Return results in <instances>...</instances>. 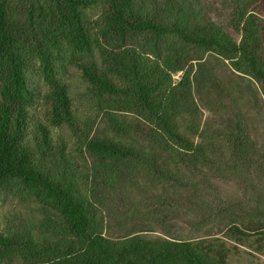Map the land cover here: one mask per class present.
<instances>
[{"label": "trees", "instance_id": "16d2710c", "mask_svg": "<svg viewBox=\"0 0 264 264\" xmlns=\"http://www.w3.org/2000/svg\"><path fill=\"white\" fill-rule=\"evenodd\" d=\"M227 1L224 25L202 0H0V203L41 211L30 223L0 211V264H230L228 240L264 249V156L241 118L202 129L194 94L195 69L209 81L215 55L264 100V0ZM72 69L90 112L72 98ZM101 120L113 136L96 133ZM190 169L228 172L245 189L243 199L198 206L201 223L225 225L226 240L106 236L105 205L138 173L198 194L199 182L181 176Z\"/></svg>", "mask_w": 264, "mask_h": 264}, {"label": "rangeland", "instance_id": "374dc122", "mask_svg": "<svg viewBox=\"0 0 264 264\" xmlns=\"http://www.w3.org/2000/svg\"><path fill=\"white\" fill-rule=\"evenodd\" d=\"M202 4L208 18L224 25L229 23L233 8L227 0H202ZM87 13L90 18H96L99 10L89 8ZM205 63L209 81L203 78L197 68L193 77L194 94L201 110V128L209 131L229 130L233 129L238 118H241L246 123L248 133L257 149L264 156V100L256 83L236 73L227 62L215 55H209ZM34 83L45 89V85L37 77H34ZM69 83L75 104L90 112L91 106L84 95L85 81L76 69H72ZM123 118L135 121L133 116L123 115ZM96 133L99 136H113L107 130L104 120L97 125ZM63 136L71 146H75L74 137L68 129L63 131ZM195 140L198 141L199 138ZM120 141L130 144L132 139H120ZM142 147L148 152H158L156 148L149 147L145 142ZM160 159L164 160V158ZM171 168L177 171L175 166ZM184 173L182 171L181 176L188 182L192 183L193 180L199 182L202 188L200 193L196 194L194 191H187L177 186H160L146 173H138L129 184H126L122 200L114 203L110 200L105 205L106 236L120 239L141 234L151 238L199 240L216 237L226 240L225 225L201 223L198 206L205 201L220 203L224 200L243 199L245 189L233 180L226 182L228 172L206 174L190 169L187 170V174ZM203 183L210 188L207 190ZM213 185L215 186L211 187ZM212 188L217 192L209 193ZM38 210L39 206L35 202H22L18 198L7 197L0 203L4 220L13 222H19L17 218L29 223L33 222L41 215V211ZM33 212L38 215L34 216ZM15 215H17L16 219H14ZM228 244L232 249L230 264H264V249L259 248L254 238L244 244L228 240Z\"/></svg>", "mask_w": 264, "mask_h": 264}]
</instances>
